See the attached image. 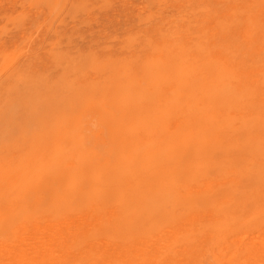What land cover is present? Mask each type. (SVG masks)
Masks as SVG:
<instances>
[{
  "label": "rangeland",
  "instance_id": "1",
  "mask_svg": "<svg viewBox=\"0 0 264 264\" xmlns=\"http://www.w3.org/2000/svg\"><path fill=\"white\" fill-rule=\"evenodd\" d=\"M208 60L224 69L225 116L236 129L231 136L225 132L232 138L228 147L233 155L247 152V143L264 152V0H0V264L28 245L46 243V235L65 231L69 221L87 222L105 212L117 218L124 207L104 193L124 164L147 174L146 185L163 178L178 189L175 214L140 229L126 225L125 231H108L122 219L104 220L98 238L89 236L82 246L108 248L111 238L126 244V234L133 242L151 241L162 228L172 232L164 238H175L166 264H261L264 226L256 221L262 214L252 215L264 201L248 202L244 212L231 215L230 225L219 223L189 189L195 182L200 188L219 185L218 173L203 179L191 172L198 164L196 144L168 123L192 97L182 81H197L195 67ZM165 95L176 109L168 106L153 122L122 110L129 104L152 112ZM140 124L156 133L150 139L155 149H166L161 174L150 158L140 163L133 156L128 139ZM257 190L264 194V187ZM191 194L197 204L189 213ZM238 225L251 229L235 232ZM78 244L68 253L77 255ZM243 248L253 254L239 252ZM67 251L63 264H76ZM28 252L23 264H54L62 254L41 258Z\"/></svg>",
  "mask_w": 264,
  "mask_h": 264
},
{
  "label": "bare ground",
  "instance_id": "2",
  "mask_svg": "<svg viewBox=\"0 0 264 264\" xmlns=\"http://www.w3.org/2000/svg\"><path fill=\"white\" fill-rule=\"evenodd\" d=\"M242 30L243 29H241V31ZM246 60L247 62H249L248 59ZM258 62L259 61H257V63ZM252 63L253 62H251V65ZM195 68H196L195 70L198 69L199 72V77L197 81H194L193 79L188 77L185 78L181 83L182 87H185L187 89L189 88L191 90L192 97L190 98L187 105L182 110H180L176 115H173V117L168 121V123L172 124L173 127L175 126L182 130H185L186 131L185 133L187 134L185 137L189 138L190 140H193L196 144L198 156L194 160L198 161V164H196L193 167V171L191 172L202 174L203 179H207V177L210 176L211 173L213 172L218 173L215 179L220 181L219 185L206 184L205 188L203 187L200 188L199 184L195 182L194 184H192V186H189V189L192 191L191 193H197L201 197V200H199L197 203H203L208 205L209 211H211L212 214H214V216L220 220L219 223L222 224L225 223L227 225H230V221L232 220L231 215L235 213L244 212L246 210L245 206L247 205L248 202H259L260 200L264 201V194L260 193L259 190H257L264 187V152H259L258 148H252L253 146H250V144L247 143L246 144L248 146L247 152H242L240 154L237 153V155L235 154L233 155L231 149L228 147V144L230 141H232L231 140L232 138L228 139L225 134V132L228 131L230 132L229 135L231 136V134H233V132H235L236 129L233 128L235 124V122L233 121H231L227 125V120L225 116V103L227 101L226 97L228 95H226V84L224 80V71H223L224 69L222 65L220 64L217 65L214 63V61L211 60H208L206 63H203L202 65H199ZM168 70L170 71L171 68H169ZM193 70L194 67L188 71H193ZM244 86L246 85L244 84ZM232 88L229 87V89L231 90ZM257 90L258 89H256V91ZM168 97L165 95L163 102H159V101L154 102L153 105L155 107L153 108L152 112L149 111L145 114L143 112V108L133 107L129 104L122 105L123 108L122 110H125V112L130 117H137V118H141L142 120H147V121L150 120L153 122L154 118L161 111L166 109L168 106L171 105L172 107L175 106L173 102H171L172 97L169 98V101H168ZM163 104H165L166 106L165 105L163 106ZM232 112H233V107H232ZM155 135L156 133L154 131L152 130L149 131L147 128L143 127L142 124H140L138 130L134 134H132L131 137H129L130 139H128V141L131 144H133L132 150L135 152L133 156L135 155L134 157H136L135 158L136 161L142 163L144 161H149L148 158H150L151 162L154 165L158 164V166H155L154 168L155 172L156 173L160 172L161 174V169L167 161V154L165 155L166 149H162V148L155 149L154 148L155 146L152 145V142H150L151 141L150 139H153ZM176 150H180V149H176ZM158 167L160 168L158 169ZM145 176L148 175L145 173L144 174L139 173L138 170L134 169L133 164H124L122 168L115 171L114 174L110 177V180L108 181L107 193L106 192L104 193V191H102V194L104 193L106 195L105 199L110 197L113 198L117 196L121 202V205L124 207V211H121V213L118 214L117 218H114L116 217L115 215L113 216L111 215V213L106 214L105 212L103 213L104 214L103 216H100V214L97 215L93 214V216H91L87 222L75 223L74 221H69L67 224V229L65 231L55 230L54 232H51L50 235L49 234L46 235V236H50L49 237L50 239H48L46 243L40 245L33 244L32 246L28 245L30 246V248L28 249L29 252L20 251L17 252L16 254H13L14 256L10 257L11 259L9 260L8 264H16V263L23 264L24 256L27 254V252L31 254L33 257H37L41 255V258H45L47 255L48 256L53 255L54 253H62L57 257V261L54 264H63V251L68 250L67 254H69L68 253L70 251L69 246L74 247L76 243H79L82 246V244L87 240L89 236H94L98 238L97 236L99 232L98 230L104 224V220L113 223L116 220L122 219L121 220L122 223L119 224L121 226L118 225L117 228L116 225H114L108 231H115V229L116 230L120 229L121 231H125L127 229L126 225L134 224L136 225L137 228L140 229L143 228L144 225L146 224L157 225L158 223L162 222L163 218L170 217L173 214H175L174 212L175 205L181 199L180 191H178V189H176L175 187L171 186V184L166 183L163 178H159V180L151 179L152 182L146 185L144 181ZM147 178L148 180H150L149 177ZM155 182H157L156 183L157 185H154ZM252 188L253 189L255 188V190L252 191ZM153 189L154 191H159V193L157 195H154L152 193ZM192 198H193V194L187 196V199H189V206H187V210L189 211V213L194 208V206L192 205L197 204L196 201L191 202ZM215 198H217L216 200L219 201L218 202L219 204H216L217 201L215 200ZM259 214H262V218L260 220L258 219V221H256V224L257 226L261 227L264 226V209L256 210L253 213L252 217L256 218L257 215L259 216ZM194 218L195 220H197L196 217ZM204 221L206 220H203V222ZM242 228L246 229L247 231L251 229L249 225L244 227H242V225H238L234 227V231L238 232V230ZM227 229L228 227L224 229V231H227L226 233H231L232 230L231 229L227 230ZM160 232L158 230V234L155 235L157 236V238L151 241L140 240L139 242H133L135 237L131 236L130 234H126L127 235L126 244H120V245L116 244V242L112 240L113 238H111L110 242H108V244L110 245V246L108 245V248L106 245L102 243L91 244L90 248L86 246H82V247L80 246L81 247V248L79 247L80 252L77 255L76 254L73 255V253L70 252L71 254H69V256L70 257L74 256L75 258L74 262L76 264H166L167 257L169 256L168 252H166V249L169 248L168 245H170L171 243H172L171 245L173 246V244L175 243V238H173V241L170 242L172 238L171 239L164 238L165 236H167L166 234L169 231L165 234V232L161 228ZM113 233L114 232H112V234ZM169 233H171L172 235V232ZM249 236L251 237V235ZM51 237L54 238L56 237V238L52 239ZM96 238L93 239L97 241ZM250 239H252V237ZM158 242L163 247L157 246ZM198 242L200 243V241ZM202 242L203 241H201L200 244H202ZM252 242L253 243H251V245L254 244V241ZM261 244L262 246H264V243ZM165 245L166 247H164ZM259 247L262 248L260 245ZM239 252L252 255L253 248H243L240 249ZM262 252L264 251H261V253ZM172 253L174 252L172 251ZM87 255H89L90 258L92 259L91 263L86 261V259H88ZM260 256L264 257V255H260ZM252 258L254 259V257ZM178 261L179 260H177V262ZM249 262L251 263L250 260ZM261 262L264 263V261Z\"/></svg>",
  "mask_w": 264,
  "mask_h": 264
}]
</instances>
